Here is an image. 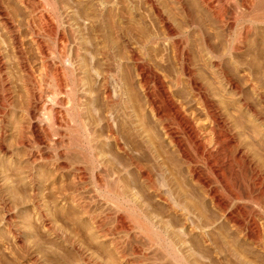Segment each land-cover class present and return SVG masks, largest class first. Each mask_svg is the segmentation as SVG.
Instances as JSON below:
<instances>
[{"label":"bare ground","instance_id":"obj_1","mask_svg":"<svg viewBox=\"0 0 264 264\" xmlns=\"http://www.w3.org/2000/svg\"><path fill=\"white\" fill-rule=\"evenodd\" d=\"M10 2L34 56L0 0V156L32 205L46 167L126 264H264L230 244L264 252V0Z\"/></svg>","mask_w":264,"mask_h":264},{"label":"rangeland","instance_id":"obj_2","mask_svg":"<svg viewBox=\"0 0 264 264\" xmlns=\"http://www.w3.org/2000/svg\"><path fill=\"white\" fill-rule=\"evenodd\" d=\"M6 2H9L7 5L9 4L10 9L12 8L13 12H15L14 17L21 25L20 27L23 35L26 36L25 45L27 51L34 56V50L29 42L30 40L27 36V31L23 27L22 18L25 16L24 11L15 3L10 2V0H5V3ZM160 2L165 3L164 0H160ZM148 28L153 29V25H150ZM3 43L5 45L6 42ZM164 50L165 48H160L156 51L158 52L157 57L159 59L165 58L164 60H167L166 62H168V60H170V55H168V49H166L167 51ZM34 63L35 66H38V63L35 60ZM171 66L167 67L171 70ZM14 69H12L13 73L17 77ZM170 70H168L169 73H173V68L171 71ZM200 73L202 77L204 72ZM16 77H14V79ZM15 82H17V78ZM150 126L153 128V131L151 128L152 132L150 133V137L152 139L154 138V144L157 143L156 145H158L163 143L162 145H166V143L163 142L160 130L157 127H154L156 125L151 122ZM165 145L163 148L159 147L161 151L162 149L165 152L167 151L165 153L166 155L162 152L165 156L164 159H172V161L169 159L168 164H171V166L175 164L176 167L174 165V169H179L180 164L177 163L175 156H173L174 154L168 150V147ZM15 152H17L16 157L19 158L21 155L20 152L18 150H15ZM168 159H166V161H168ZM16 164L17 163L14 162L13 159L5 160L0 156L1 175H5L6 172L4 173V170L6 165H8V167H13L11 169L12 177L10 176L7 179L6 175L0 178V198L3 199L4 203L8 204L7 210H5L6 208L1 205L2 200L0 199V264H126L124 259L120 258L118 255L116 256L112 241L114 240L113 237L117 239L119 234L117 236V233L115 234L112 232L110 223L107 222L108 225H106V223L104 224V227L102 225L101 228H99L93 225L89 220V216L98 213L100 207L97 200H90L91 194H88V191L91 189V185L87 192H83L84 194L86 193L85 195L87 196L80 195V197L84 196L83 198L91 202V204L89 203L85 208L80 207L79 204L70 197L71 194L75 193V188L68 174H66L64 178H61L50 169L37 166L34 169V175L39 183L38 190L40 191L37 192V198L41 205L40 207H35L32 205V197L23 177L24 175L22 171L24 169L20 164H17L19 165L18 167ZM175 170H173V176L176 177V180H181V177L183 178V176H179L180 174ZM87 179H89L88 176ZM87 179H85L86 183L89 181L88 183L90 184V179ZM167 219L168 218L164 219L165 222H167ZM223 225L224 224L219 223L216 228H219L221 229L220 231L223 230L222 232H224L226 227ZM227 231L223 234H227ZM105 232L106 234H102ZM180 236L182 237V235ZM236 239L237 238L233 239V242L231 239L230 244L233 247L235 246L237 251L242 252L241 254H244L243 256H245L246 259H264V252L262 253L250 245L243 244L241 241H235ZM143 243L142 240L141 244ZM127 244L128 243L125 244V250L129 253L128 250L130 249L128 247L130 245L128 244L127 246ZM128 257L132 258L129 254ZM139 263L142 262L139 261Z\"/></svg>","mask_w":264,"mask_h":264}]
</instances>
